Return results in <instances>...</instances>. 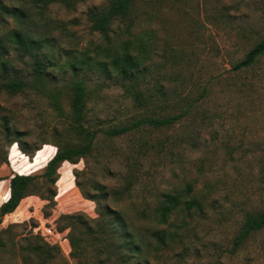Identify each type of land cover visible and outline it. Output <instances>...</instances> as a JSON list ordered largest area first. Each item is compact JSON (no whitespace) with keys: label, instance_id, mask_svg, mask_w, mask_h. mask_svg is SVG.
<instances>
[{"label":"rangeland","instance_id":"rangeland-1","mask_svg":"<svg viewBox=\"0 0 264 264\" xmlns=\"http://www.w3.org/2000/svg\"><path fill=\"white\" fill-rule=\"evenodd\" d=\"M1 1L30 19L0 18V207L15 174L38 178L1 218L0 264H120L100 259L77 219L94 225L106 206L143 235L175 232L186 221L166 249L151 240L152 264H264V229L236 245L249 218L264 216V55L237 69L264 39V0H132L107 34L91 16L114 0L44 8L37 0ZM17 30L44 42L25 51L12 36ZM118 57L121 66L136 62L133 79L115 67ZM17 80L24 89L9 90ZM79 81L81 121L72 110ZM175 116L169 126L104 133ZM91 131L88 155L63 163L54 183L42 177L59 150L85 147ZM166 194L202 209L162 225L155 209Z\"/></svg>","mask_w":264,"mask_h":264},{"label":"trees","instance_id":"trees-1","mask_svg":"<svg viewBox=\"0 0 264 264\" xmlns=\"http://www.w3.org/2000/svg\"><path fill=\"white\" fill-rule=\"evenodd\" d=\"M57 0H37L35 3L42 4V8L47 7L49 3L56 2ZM68 2L69 0H60ZM132 0H114L110 7L101 13L92 14L91 19L94 24V29L100 33L107 34L112 22L117 18L125 17L128 15ZM11 17L17 22H26L30 16L19 7L10 8L0 0V18ZM16 44L21 46L25 51H34L36 47L42 45L44 41L37 40L34 35L26 30H17L12 35ZM107 40L109 39L108 36ZM264 55V39L256 46L245 59L237 65V69H245L254 64L256 59ZM125 64L121 66L122 60L114 58L115 67L121 69L123 77L128 79L134 78L133 66L136 64L132 58H127ZM38 78H42L45 73L43 64L37 59L34 69ZM25 84L20 80L11 82L7 85L9 90L16 91L24 89ZM85 84L79 81L75 85V94L72 103V110L78 121H81L85 116ZM180 117H171L162 120H143L136 122L129 128H122L116 130H107L104 133L110 136H119L127 133L133 128L139 127L141 124H150L155 127L169 126L176 122ZM20 134L17 133L16 136ZM97 132H88L89 142L83 148H66L59 150L57 154L48 163L47 169L42 177L47 178L50 182H56L58 170L65 162L75 163L76 161L88 155L92 149L93 141L96 138ZM38 177L33 175L15 174L10 180V195L9 198L0 207V224L1 218L15 212L22 202L29 185ZM101 192H103L101 190ZM105 197V196H103ZM202 209V205L196 200H183L178 194H166L158 203L155 209V216L159 219L162 225H169L173 216L182 210L192 214L195 210ZM101 218L95 221L94 225L83 220L80 216L77 219L80 225L86 231V234L93 241L92 246H99L97 255L100 259H105L107 262L111 261L113 257L120 264H152L151 261V248L153 240L156 243V250L166 249L168 241L175 237H182V233L186 232V221L180 226H177L175 232L169 229L158 228L148 231L143 235L140 232H135L131 228V224L127 221L125 215L109 206L103 207ZM70 217L69 219H73ZM175 226V227H176ZM264 229V216L259 218H249L246 230L240 235L236 245L246 240L252 232ZM85 250L80 248L78 251L79 256H83ZM105 255V256H104ZM101 261V260H100ZM103 261V260H102ZM101 261V262H102ZM106 263V261L102 262Z\"/></svg>","mask_w":264,"mask_h":264}]
</instances>
